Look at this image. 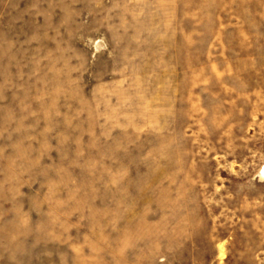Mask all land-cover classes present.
<instances>
[{"label":"rangeland","instance_id":"rangeland-1","mask_svg":"<svg viewBox=\"0 0 264 264\" xmlns=\"http://www.w3.org/2000/svg\"><path fill=\"white\" fill-rule=\"evenodd\" d=\"M264 0H0V264H264Z\"/></svg>","mask_w":264,"mask_h":264},{"label":"bare ground","instance_id":"bare-ground-1","mask_svg":"<svg viewBox=\"0 0 264 264\" xmlns=\"http://www.w3.org/2000/svg\"><path fill=\"white\" fill-rule=\"evenodd\" d=\"M262 172L264 173V167L262 168Z\"/></svg>","mask_w":264,"mask_h":264}]
</instances>
